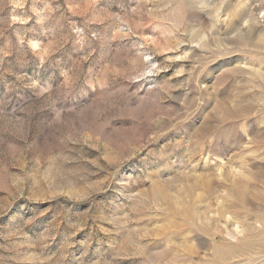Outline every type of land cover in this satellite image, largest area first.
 Wrapping results in <instances>:
<instances>
[{
  "label": "rangeland",
  "instance_id": "obj_1",
  "mask_svg": "<svg viewBox=\"0 0 264 264\" xmlns=\"http://www.w3.org/2000/svg\"><path fill=\"white\" fill-rule=\"evenodd\" d=\"M0 264H264V0H0Z\"/></svg>",
  "mask_w": 264,
  "mask_h": 264
},
{
  "label": "bare ground",
  "instance_id": "obj_2",
  "mask_svg": "<svg viewBox=\"0 0 264 264\" xmlns=\"http://www.w3.org/2000/svg\"><path fill=\"white\" fill-rule=\"evenodd\" d=\"M248 99H249V98H248ZM242 100H243V99H242ZM236 105H237V104H236ZM240 106H241V105H240ZM241 107H242V106H241ZM240 109H241V108H239V110H238V111H240ZM247 109H248V108H247ZM244 110H245V109H244ZM240 112H241V111H240Z\"/></svg>",
  "mask_w": 264,
  "mask_h": 264
}]
</instances>
